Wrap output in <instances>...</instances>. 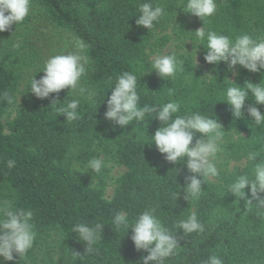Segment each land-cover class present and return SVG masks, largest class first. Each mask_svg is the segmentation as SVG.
Wrapping results in <instances>:
<instances>
[{
  "label": "trees",
  "instance_id": "16d2710c",
  "mask_svg": "<svg viewBox=\"0 0 264 264\" xmlns=\"http://www.w3.org/2000/svg\"><path fill=\"white\" fill-rule=\"evenodd\" d=\"M145 2L162 4L166 11L151 30L136 24ZM185 4L186 0H31L29 15L0 32V203L10 201L13 208L32 211L36 232L26 254L13 253L12 261L0 258V264H142L147 252L135 250L131 230L117 227L113 218L126 213L131 226L149 208L176 232L181 247L164 264H204L211 255L223 264H264V218L245 213L244 201L227 193L236 173L251 172L248 153L264 145V124L257 126L247 113L255 106L264 114V105L255 104L249 93L242 116L236 117L225 104L229 82L223 81L255 85L264 70L250 73L239 65L229 70L223 62L206 63L207 42L194 34L204 23L206 32L233 40L241 34L264 37V0H217L215 14L204 22L185 13ZM74 37L88 45L90 64L80 84L96 92L94 102L67 88L36 98L30 92L31 79L43 76L40 71L50 56L74 51ZM169 44L175 50L168 54L183 61V70L162 80L148 71L152 55ZM189 47L205 67H196L192 53L184 50ZM123 72L137 77L139 106L175 101L180 105L175 115L200 113L222 125V151L215 159L219 175L203 178L199 200L184 198L185 178L190 175L186 160L169 163L154 144H146L163 126L155 112L124 128L105 119L111 88ZM54 97L64 104L51 105ZM73 99L80 100V119L66 121L58 109ZM198 138L200 134L193 143ZM92 158L103 161L99 173L86 167ZM9 159L16 162L14 168L6 166ZM241 162L240 169L228 168ZM116 167L125 172L113 180ZM178 190L175 200L171 193ZM191 212L204 231L184 235L175 224ZM80 223L105 226L93 245L96 251L74 260L71 252L82 253L85 247L73 231Z\"/></svg>",
  "mask_w": 264,
  "mask_h": 264
},
{
  "label": "clouds",
  "instance_id": "9594fccd",
  "mask_svg": "<svg viewBox=\"0 0 264 264\" xmlns=\"http://www.w3.org/2000/svg\"><path fill=\"white\" fill-rule=\"evenodd\" d=\"M30 3L31 0H0V32L7 31L13 23L22 22L29 15ZM217 7V0H186L182 10L204 22L205 18L215 14ZM139 13L136 24L151 30L154 28V23L158 22L166 11L162 4L153 6L151 2H145L139 6ZM194 34L200 41L206 40L207 42L204 47L206 63L219 65L223 62L229 70L239 65L250 73L264 70V37L253 38L251 35L241 34L233 40L215 31L206 32L204 23ZM73 44L74 51L50 56L40 71L43 76L39 80L34 77L31 79L30 92L36 98L45 99L50 94H58L67 88L78 91L81 96L86 94L87 99L94 102L96 92L80 84L90 64V58L87 55L88 45L82 39L75 37ZM182 65L183 61L177 60L175 53L157 54L151 61L152 70L148 73L154 71L164 80L182 71ZM206 76L215 79L211 74ZM223 81L229 82L225 104L230 107L236 117L242 116V109L245 101L248 100L249 93L255 104L264 105V76L260 83L255 85L245 81L243 87L228 78ZM136 89L135 74L123 72L117 76L106 102L105 119L124 128L133 121L137 124L143 122L146 114L155 112V119L163 126L151 136V143L146 144L149 146L154 144L157 151L169 163L177 164L186 160V168L190 175L185 178L184 198L199 200L204 193L201 188V184H204L203 178H215L219 175L215 159L222 151L220 145L225 134L222 125L217 119L200 113L175 115L180 109L179 103L175 101H169L158 107L149 105L141 107ZM145 91H147L146 87ZM7 98L11 102V97ZM56 104L63 105L64 102L59 103L54 97L51 105ZM79 104V99H73L66 106L60 107L58 111L66 117V121L78 120L80 119L77 111ZM247 113L257 126L264 124V114L257 107L249 106ZM173 116H175L174 119ZM196 134H200V138L195 139L193 143ZM257 157L260 160L253 166V161ZM247 160L251 164V172L241 175L236 173L235 179L228 185L227 193H231L238 201H244L245 213L253 212L257 217L264 218V195H262L264 194V145L258 150L249 152ZM15 163L14 160L9 159L6 161V166L11 169L15 167ZM103 166L100 158H92L86 165L96 173H99ZM246 188L248 194L245 193ZM171 195L177 200L179 190ZM155 212V208L146 209L132 221L131 226H129L126 213L118 212L113 218V223L117 227L122 226L126 231L131 230L130 239L135 250L147 252V255L140 260L142 264H164L167 258L174 256L181 248L178 246L176 232L173 234L165 227ZM32 217V211L13 208L10 201L0 203V258L12 261L13 253L20 257L32 248L36 237ZM104 226L100 223L92 226L85 223L74 225L73 231L78 233L79 238L85 242L82 253L71 252L74 260L83 259L85 254H92L96 251L93 245L101 239ZM175 228L182 230L184 235L204 231V226L199 222L195 212H191L187 219H180L175 224ZM204 264H223V261L218 256L211 255Z\"/></svg>",
  "mask_w": 264,
  "mask_h": 264
},
{
  "label": "rangeland",
  "instance_id": "374dc122",
  "mask_svg": "<svg viewBox=\"0 0 264 264\" xmlns=\"http://www.w3.org/2000/svg\"><path fill=\"white\" fill-rule=\"evenodd\" d=\"M175 50V47H174V45L173 44H169L164 50H162L161 52H158V53H156V54H154V55H152V59L157 55V54H161V55H163V54H168V53H170V52H172V51H174ZM185 52H191L192 53V55H193V58H194V63H195V65H196V67L197 68H201V67H205V64L201 61V59L198 57V55H197V52H196V54H195V50H193L192 48H187V49H185ZM218 161H220V159L218 160ZM243 165H244V163L243 162H241V163H230L229 164V166H228V168L230 169V170H233V169H235V168H242L243 167ZM125 172V169L124 168H114L113 169V171H112V173H111V175H112V177H113V180H115L118 176H120L121 174H123ZM112 193H113V181L110 183V186L108 187V189H107V192H106V198H108V199H110L111 198V196H112Z\"/></svg>",
  "mask_w": 264,
  "mask_h": 264
}]
</instances>
